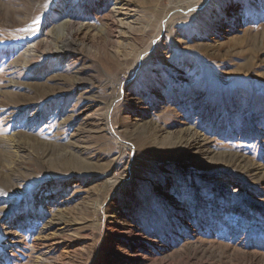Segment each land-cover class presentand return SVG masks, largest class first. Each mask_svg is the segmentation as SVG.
I'll use <instances>...</instances> for the list:
<instances>
[{
  "label": "rangeland",
  "instance_id": "obj_1",
  "mask_svg": "<svg viewBox=\"0 0 264 264\" xmlns=\"http://www.w3.org/2000/svg\"><path fill=\"white\" fill-rule=\"evenodd\" d=\"M127 1L0 0V264H264V0Z\"/></svg>",
  "mask_w": 264,
  "mask_h": 264
},
{
  "label": "bare ground",
  "instance_id": "obj_2",
  "mask_svg": "<svg viewBox=\"0 0 264 264\" xmlns=\"http://www.w3.org/2000/svg\"><path fill=\"white\" fill-rule=\"evenodd\" d=\"M130 5L131 4H130L129 1H127V0H121V2L119 3V6L117 8H114L112 10L110 16L113 17V15H115L114 20H111V23H110L112 26H115V24H116L117 21L121 22L123 20H126L125 18L124 19L122 18V17H126V16H130L129 19H132V21L130 23H132V24L138 23L137 22V19H133V17H136L137 16L136 15L137 13H131V15H129V12H136V9L134 7H133V9L130 8V7H132ZM66 24H67L66 27H69V25H72V22H67ZM78 31H74V30L69 31V34L67 35V37L62 41V43L60 44L59 47H55L56 49L53 52L55 54H59V53L61 54L62 51L72 50L73 47L77 45V43H78L77 42V39L80 37V34H81V32H79L77 34ZM81 31H82V29H81ZM196 136H198V139H197ZM0 139L1 140H7L8 141V138L7 137L6 138L3 137V138H0ZM190 139H191L190 141L191 142H194V145L197 146L198 148L205 147L204 146V143H205L206 139H204L202 136H199L196 133L191 132V138ZM199 139H202V140H199ZM236 157H237V161L239 163H244L243 160H240L242 158L244 159V157H239L238 155H236ZM244 160H247V159H244Z\"/></svg>",
  "mask_w": 264,
  "mask_h": 264
}]
</instances>
